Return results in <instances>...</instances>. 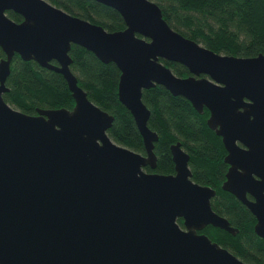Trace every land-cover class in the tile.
<instances>
[{
  "label": "water",
  "instance_id": "95a60500",
  "mask_svg": "<svg viewBox=\"0 0 264 264\" xmlns=\"http://www.w3.org/2000/svg\"><path fill=\"white\" fill-rule=\"evenodd\" d=\"M98 1L115 7L125 27L109 30L50 0H0V264H251L201 231L238 229L213 208L216 189L193 179L180 140L170 145L174 172L145 169L157 164L159 135L142 94L160 83L209 109L207 123L227 150L222 188L254 213L264 237V53L217 52L174 28L155 0ZM72 43L119 67V99L145 153L108 133L114 114L78 83ZM15 52L61 72L74 106L29 113L8 102Z\"/></svg>",
  "mask_w": 264,
  "mask_h": 264
},
{
  "label": "trees",
  "instance_id": "16d2710c",
  "mask_svg": "<svg viewBox=\"0 0 264 264\" xmlns=\"http://www.w3.org/2000/svg\"><path fill=\"white\" fill-rule=\"evenodd\" d=\"M65 10L102 24L109 30L125 27L122 14L113 6L98 0H50ZM163 16L177 30L213 50L234 55L264 53V0H155ZM7 13L15 20L23 16L12 9ZM71 69L88 96L114 114L108 128L110 136L139 152L145 153L142 135L131 111L118 95L120 69L113 61L101 60L93 51L72 43ZM5 56L0 46V58ZM182 76L190 74L188 67L174 60L161 58ZM9 89L4 98L15 107L36 113L38 107L72 108L75 99L64 75L42 66L35 59H24L15 52L7 76ZM142 98L150 108L148 124L157 130L154 143L157 154L155 168L148 170L170 173L174 161L170 145L180 140L189 153V165L194 180L216 189L211 198L213 208L237 227L228 230L207 224L201 230L236 255L251 264H264V237L255 231L256 216L235 194L222 188L226 178L227 150L222 136L207 123L209 109L199 112L183 94H174L163 84L143 89ZM182 224V217L178 218Z\"/></svg>",
  "mask_w": 264,
  "mask_h": 264
},
{
  "label": "flooded vegetation",
  "instance_id": "af4514ba",
  "mask_svg": "<svg viewBox=\"0 0 264 264\" xmlns=\"http://www.w3.org/2000/svg\"><path fill=\"white\" fill-rule=\"evenodd\" d=\"M145 169H146V168H145ZM146 170H148V169H146ZM174 171H175V168H174ZM174 171H173V172H174Z\"/></svg>",
  "mask_w": 264,
  "mask_h": 264
}]
</instances>
